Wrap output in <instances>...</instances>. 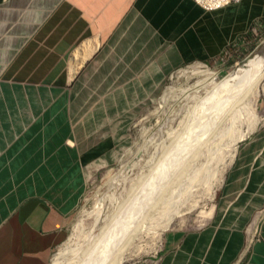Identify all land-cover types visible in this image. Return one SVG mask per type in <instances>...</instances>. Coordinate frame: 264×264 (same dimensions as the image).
Listing matches in <instances>:
<instances>
[{
  "label": "crops",
  "instance_id": "1",
  "mask_svg": "<svg viewBox=\"0 0 264 264\" xmlns=\"http://www.w3.org/2000/svg\"><path fill=\"white\" fill-rule=\"evenodd\" d=\"M263 16L264 0H0V264H50L88 176L119 157L125 125L108 115L135 113L119 99L136 84L155 97L172 71L240 50ZM263 207L264 131L228 172L215 232L167 235L182 243L165 262L264 264V224L246 248Z\"/></svg>",
  "mask_w": 264,
  "mask_h": 264
},
{
  "label": "rangeland",
  "instance_id": "2",
  "mask_svg": "<svg viewBox=\"0 0 264 264\" xmlns=\"http://www.w3.org/2000/svg\"><path fill=\"white\" fill-rule=\"evenodd\" d=\"M263 42L264 16L240 50L172 71L155 97H140L136 84L134 98L118 100L121 106L128 100L125 106L135 109L133 114L108 115L113 127L125 125L118 132L119 157L88 176L82 202L50 264H114L123 246L133 252L124 264H181L182 259L165 262V250L176 251L182 243L166 247L167 235L189 239L215 232L228 172L238 163L245 140L264 131V82L251 104L247 90L241 98L236 92H223L227 98L218 101L213 94L221 79L206 80L208 73L200 65L221 78L242 66ZM163 210L169 216H163ZM262 224L264 207L247 226V249L261 237ZM99 234L106 244L93 253ZM109 248L116 250L110 256Z\"/></svg>",
  "mask_w": 264,
  "mask_h": 264
},
{
  "label": "bare ground",
  "instance_id": "3",
  "mask_svg": "<svg viewBox=\"0 0 264 264\" xmlns=\"http://www.w3.org/2000/svg\"><path fill=\"white\" fill-rule=\"evenodd\" d=\"M86 53V52H85ZM251 56H249L242 64V66H239L236 70L228 73L226 76H222L221 78L217 77L218 74L217 73H213L211 72L208 67L206 65H200L201 70H203L204 72L208 73L206 80H211V82L217 81L218 79H221V84L218 85V87H216V91L218 92H214L213 97H215L216 100L220 101V99L222 98H227L226 96L222 97V93L224 92H236L237 95H239V98H241V93H244L246 90L247 92H245V96L246 95H251L253 97V99L251 100L250 104L253 103V101L257 100L259 97V93L262 92V90L260 91L259 86L262 85V83L264 82V42L262 43V45H260L257 50L252 54H250ZM184 73V72H183ZM190 88V87H189ZM192 89V88H191ZM264 89V88H263ZM226 90V91H225ZM197 91V90H196ZM221 92V93H219ZM226 94V93H225ZM168 95V94H167ZM208 99V98H207ZM206 100V98H205ZM207 101V100H206ZM210 101V100H209ZM182 102V101H180ZM211 102V101H210ZM217 102V101H216ZM212 103V102H211ZM220 103V102H219ZM218 103V104H219ZM214 105V104H213ZM212 105V106H213ZM217 105V104H216ZM215 105V106H216ZM207 108V107H206ZM256 108V107H255ZM200 109V108H199ZM198 113V112H197ZM253 116V115H252ZM259 117V116H258ZM258 122V121H257ZM251 135V134H250ZM237 145L235 147V149H237ZM236 152V151H235ZM235 154V153H234ZM233 154V156H234ZM225 170V169H224ZM224 172V171H223ZM213 195V194H212ZM211 199V198H210ZM212 200V199H211ZM165 206V205H164ZM178 209V208H177ZM187 209V207L185 208ZM190 209V208H188ZM190 211V210H189ZM160 212V211H158ZM164 213H162V215L165 217L169 216V214L167 215V213H165V211L163 210ZM171 212V211H170ZM176 213H178V210H175ZM174 213V212H173ZM172 213V214H173ZM154 214V213H153ZM182 214V213H181ZM186 214V213H185ZM167 215V216H166ZM161 216V215H159ZM175 216V215H174ZM173 216V218H174ZM180 216V215H179ZM158 217V216H157ZM162 218V217H161ZM164 218V217H163ZM184 218V217H183ZM158 219V218H157ZM156 220V219H155ZM160 219H158L159 221ZM164 220V219H163ZM162 220V221H163ZM175 220V219H174ZM161 221V222H162ZM170 220H168L169 222ZM160 222V221H159ZM166 222V220H165ZM164 222V224H165ZM157 223V222H156ZM155 223V224H156ZM167 223V222H166ZM155 224H154V228H155ZM159 224V223H158ZM156 224V225H158ZM161 225V223H160ZM163 226V225H162ZM170 226V225H169ZM110 228V227H107ZM161 228V227H158ZM157 228V229H158ZM163 229L166 228L165 226L162 227ZM156 229V230H157ZM163 229L161 231H163ZM158 233V231H157ZM155 233V234H157ZM154 235V234H153ZM99 239L95 242V244L92 246V250L93 253L96 252H100L101 247H104V245L106 244V242L103 240L104 235L103 234H99L98 235ZM153 238V237H152ZM159 243V242H158ZM250 245V244H249ZM96 246V247H94ZM88 251V250H87ZM86 251V252H87ZM115 249L109 248L107 253L110 256L112 252H115ZM127 247L123 246L120 250V254L119 256L115 257V262L114 264H124L129 257H131V254L133 253H127ZM80 258V257H79ZM130 259V258H129ZM74 263V262H73ZM77 264V263H76ZM79 264V263H78ZM106 264V263H104Z\"/></svg>",
  "mask_w": 264,
  "mask_h": 264
},
{
  "label": "built area",
  "instance_id": "4",
  "mask_svg": "<svg viewBox=\"0 0 264 264\" xmlns=\"http://www.w3.org/2000/svg\"><path fill=\"white\" fill-rule=\"evenodd\" d=\"M194 1H196L205 10H215L229 6L234 3H239L242 0H194Z\"/></svg>",
  "mask_w": 264,
  "mask_h": 264
},
{
  "label": "water",
  "instance_id": "5",
  "mask_svg": "<svg viewBox=\"0 0 264 264\" xmlns=\"http://www.w3.org/2000/svg\"><path fill=\"white\" fill-rule=\"evenodd\" d=\"M251 56V55H250ZM248 58V57H247Z\"/></svg>",
  "mask_w": 264,
  "mask_h": 264
}]
</instances>
